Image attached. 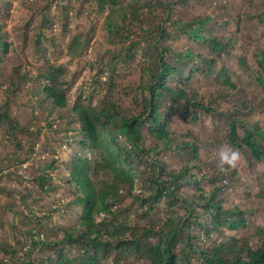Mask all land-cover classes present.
I'll use <instances>...</instances> for the list:
<instances>
[{"label":"rangeland","instance_id":"rangeland-1","mask_svg":"<svg viewBox=\"0 0 264 264\" xmlns=\"http://www.w3.org/2000/svg\"><path fill=\"white\" fill-rule=\"evenodd\" d=\"M118 1L123 11L115 27L118 36H111L105 24L109 9L105 7L100 11L96 0H0V106L11 110L14 121L23 128L12 135L13 128L8 122L0 126V240L25 237V231L36 226L39 218L56 227L74 223L79 209L72 204L74 195L66 182V162L80 152V146L75 130L78 123L75 119L74 123H69L68 109L81 95L86 105L99 108L102 100H109L127 117L137 115L142 109L141 85L147 81L146 70L163 53L169 62L184 68L182 80L187 92L196 93L198 100L213 111L197 108L199 119L186 121L184 115L188 109L182 110L184 105L180 101L172 105L175 112L167 120L175 145L172 150H166L159 144V150L163 148L159 155L161 162L170 173L184 171L188 161L186 154L191 151V145H196L199 159L195 165L199 169L191 168L190 172L197 176L202 192H198L195 184L187 182L179 195L194 199L195 193L198 197L204 194L208 200L210 193L218 189L215 201H221L230 214L243 211L233 213L232 218L244 219L245 226L239 229L225 226L220 231L215 230L213 236L220 239L247 236L249 244L256 246L259 230L264 229V161L257 162L245 147L242 150L231 143L228 119L236 121L240 138L245 136L247 128L255 129L257 124L264 132V85L257 81L264 78L261 68L264 0ZM207 16L211 22L202 35L214 34L229 43L228 49L219 56L210 51L209 43H197L182 32L186 27L191 28L194 19ZM75 37L85 47L80 56L72 57L68 46ZM158 44L160 52L152 57ZM190 49L195 53L194 61L185 66L187 60L180 56ZM148 50L152 56L145 54ZM115 54L117 58L113 60ZM198 55L217 58L209 75ZM56 67L62 70L60 80L68 101L67 108L60 110L63 113L67 110L64 116L50 107L43 94H37L44 82L41 73L46 68ZM195 67L200 71L191 77L190 71ZM224 69L231 72L235 88L222 85L225 76L218 72ZM180 82L179 78L172 77L168 83L178 87ZM143 146L154 147L155 141L144 135ZM225 151L229 156L237 154L234 164L221 162L220 153ZM84 155L90 156L88 152ZM53 160L55 169L47 170L52 177L53 190L43 193L34 178ZM184 172V178L189 181L192 174ZM213 178L214 183L210 180ZM23 195L34 203V212L26 205ZM132 202L131 197H125L115 204L123 211L116 223L134 226L151 220L157 224L167 215L185 213L179 205L170 208L164 202L154 207L151 216L139 219L134 216L136 207ZM130 205H133L131 210ZM24 211L28 217L23 215ZM203 219L210 216L204 215L199 221L204 223ZM197 232L200 238L196 241L207 242V233L198 229ZM189 257L193 264H203L195 254ZM129 264L148 262L132 257Z\"/></svg>","mask_w":264,"mask_h":264},{"label":"trees","instance_id":"trees-1","mask_svg":"<svg viewBox=\"0 0 264 264\" xmlns=\"http://www.w3.org/2000/svg\"><path fill=\"white\" fill-rule=\"evenodd\" d=\"M96 1L100 11L105 7L109 9L105 17L108 33L118 36L115 27L123 11L120 2ZM210 22L209 16L200 20L194 19L191 28L186 27L182 32L197 43H209L210 51L219 56L228 49L229 43L214 34H209L208 37L202 35L205 26ZM1 30L0 24V34ZM165 36L169 37L167 34ZM163 38L162 35L161 39ZM1 44L0 35V62ZM84 47V43L75 37L68 46V54L72 57L80 56ZM160 49L158 44L154 49L157 51L155 55L152 56L149 50L145 54L155 57ZM182 57L187 60L184 65L188 66L194 61L195 53L190 49L184 55L181 54L180 58ZM116 58L117 55H113V60ZM198 59L205 64L208 75L217 64L215 57L208 59L198 55ZM261 68L264 71V62L261 63ZM183 70L178 63L169 62L166 55L160 53L156 63L146 70L147 81L141 85L142 109L134 116L127 117L120 113L118 107L109 100H102L101 106L95 108L86 105L81 95L76 97L68 109L71 114L68 120L69 123H74L75 119L78 123L75 130L80 152L74 153L66 162V182L74 195L72 204L79 209H76L75 221L68 226L56 227L39 218L36 226L25 231V237L14 236L13 241L0 240V264H129L132 257L145 260L148 264H193L189 257L192 254L203 264H264V229L259 230L256 246L249 244L247 236L241 239L234 236H230L231 239L213 236L215 230L220 231L225 226L231 229L245 226L244 219L232 218L233 213L242 214L243 211H233L230 214L224 210L221 201H215L214 196L218 189L210 193L208 200L204 194L198 197L195 193L194 199L179 195V190L187 182H192L197 186L198 192H202L197 176L190 172L191 168L199 169L195 165L199 159L196 145H191V151L186 154L188 161L185 172L181 170L179 173H170L161 162L159 155L163 148L159 150V144L166 150H172L175 145V137L167 120L175 112L172 105L180 101L184 105L181 109H188L184 115L186 121L188 118L193 122L199 119L197 108L213 111L202 100H198L196 93L187 92V86L182 80ZM225 70L218 72L225 76L222 85L235 88L231 72ZM61 71L60 67L44 69L40 75L44 82L37 89V94H43L44 100L57 111L65 110L68 106L65 91L62 89L63 82L60 80ZM199 71L198 67L191 69V77ZM172 77L180 79V86L172 87L168 83ZM257 81L261 86L264 85V78ZM165 99L166 103L163 104ZM163 107L165 111H161ZM192 108L194 110L189 111ZM166 111L167 115L164 113ZM66 112L67 110L61 113L64 116ZM251 115L252 113L249 114ZM228 120L231 143L242 150L245 147L253 159L263 162L264 132L260 126L257 124L255 129L247 128L245 136L240 138L236 121ZM6 122L13 128L12 135L23 129L14 121L12 111L0 106V126ZM144 135L155 141L154 147L143 146ZM14 138L16 139L15 136ZM86 152L90 154L89 157L84 155ZM20 162L24 164L25 161ZM55 167V160L46 163L42 173L34 178L43 193L53 190L52 177L47 170ZM182 172L192 174L189 181ZM210 180L214 183L215 178ZM125 197H131L132 203L136 204H133L136 207L134 216L139 219L151 216L154 207L164 202L170 208L179 205L185 213L182 216L167 215L165 220H160L157 224H153L151 220L134 226L125 224L126 222L116 223L123 211L122 207H115V204ZM23 199L34 212V203L28 201L26 195H23ZM133 205L129 206V210ZM18 214L17 212L16 215ZM27 214L23 212L28 217ZM204 215L210 216V219H203L205 224L199 221ZM197 229L207 233V242L196 241L200 238Z\"/></svg>","mask_w":264,"mask_h":264},{"label":"clouds","instance_id":"clouds-1","mask_svg":"<svg viewBox=\"0 0 264 264\" xmlns=\"http://www.w3.org/2000/svg\"><path fill=\"white\" fill-rule=\"evenodd\" d=\"M237 158L236 153H232L231 156L225 151L220 153V160L222 163H229V164H234L235 160Z\"/></svg>","mask_w":264,"mask_h":264}]
</instances>
